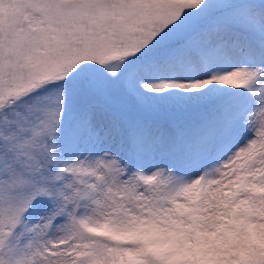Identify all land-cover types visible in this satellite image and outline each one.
<instances>
[{
  "label": "snow or ice",
  "instance_id": "6c2138e0",
  "mask_svg": "<svg viewBox=\"0 0 264 264\" xmlns=\"http://www.w3.org/2000/svg\"><path fill=\"white\" fill-rule=\"evenodd\" d=\"M0 264H264V0H0Z\"/></svg>",
  "mask_w": 264,
  "mask_h": 264
}]
</instances>
